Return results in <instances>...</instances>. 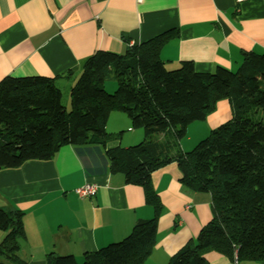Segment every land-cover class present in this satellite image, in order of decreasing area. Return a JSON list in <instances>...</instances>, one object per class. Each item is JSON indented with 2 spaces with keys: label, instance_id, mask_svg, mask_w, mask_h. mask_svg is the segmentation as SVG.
<instances>
[{
  "label": "trees",
  "instance_id": "1",
  "mask_svg": "<svg viewBox=\"0 0 264 264\" xmlns=\"http://www.w3.org/2000/svg\"><path fill=\"white\" fill-rule=\"evenodd\" d=\"M177 30L141 44L128 43L122 54L96 51L80 63L69 88L70 110L61 104L55 79L41 76L0 81V170L27 161L51 159L64 146H101L119 142L105 131L111 113L126 115L148 140L106 150L110 168L125 183L144 190L150 219L138 220L121 241L83 255L81 264H143L156 242L162 207L150 175L169 164L180 183L210 196L212 218L167 264H208L207 252L236 262H264V53L242 52L236 73L216 67L197 73L190 62L167 70L161 48ZM127 42V41H126ZM74 70L64 77H71ZM106 81L116 89L104 91ZM227 100L230 119L209 132L188 152L179 147L188 125L204 121L219 101ZM23 213L0 208V264H25L19 256L25 239ZM46 264H77L71 255L48 254Z\"/></svg>",
  "mask_w": 264,
  "mask_h": 264
},
{
  "label": "crops",
  "instance_id": "2",
  "mask_svg": "<svg viewBox=\"0 0 264 264\" xmlns=\"http://www.w3.org/2000/svg\"><path fill=\"white\" fill-rule=\"evenodd\" d=\"M173 30L178 34L159 53L165 69L190 62L197 73L220 67L234 74L242 52L264 53V0H0V81L41 76L69 91L80 63L96 51L122 54L126 43ZM259 115L264 120V110ZM113 117L128 127V118ZM230 117L229 102L219 101L204 121L188 125L186 135L194 136V145ZM142 139L131 131L122 148ZM116 144L64 146L49 160L0 170V208L23 213L19 256L25 264H46L50 253L81 262L84 254L123 240L136 221L152 218L143 188L110 168L106 150ZM84 184L97 191L78 198L74 190ZM150 185L162 210L143 264H167L212 218L210 196L182 185L175 164L154 171ZM204 258L208 264H264L216 252Z\"/></svg>",
  "mask_w": 264,
  "mask_h": 264
},
{
  "label": "rangeland",
  "instance_id": "3",
  "mask_svg": "<svg viewBox=\"0 0 264 264\" xmlns=\"http://www.w3.org/2000/svg\"><path fill=\"white\" fill-rule=\"evenodd\" d=\"M115 89H116V83L115 82H113V81H106L105 82L104 91L106 93L111 94V93H113V91ZM60 91L62 93L61 104H62V106L64 107V109L66 111H69L70 110L69 91L67 89H64V88H62ZM113 116H121V118H125L123 120H126L127 117L123 113H119V112L118 113H114V115H110L108 117V120H107V122L105 124L106 133H110V134H120L121 133L120 141H119L120 147H124V145H126L125 142L122 141V137L125 134H129V132H131V131H133V132H135L137 134H141V137L143 139L140 140V142H137L135 144H130L129 146H133V145H136L138 143L146 142L148 140H160V139H162L163 134H161L159 132L154 133L150 138L146 139L144 137V135H143L142 129L131 127L130 122H129L128 119H127L128 120L127 122H129V125H128L129 129H128V127H123V125L120 123L119 119H115V117H113ZM194 139H195L194 136L190 135V139H189L188 135H186V137H184L182 140H180L179 147H181L180 144H184L183 147L188 149L185 152L191 151L197 145V143H199L201 141L200 140L196 144L193 145L192 142L194 141ZM1 239H2V233L0 232V241H1ZM81 262H78L77 264H81Z\"/></svg>",
  "mask_w": 264,
  "mask_h": 264
},
{
  "label": "built area",
  "instance_id": "4",
  "mask_svg": "<svg viewBox=\"0 0 264 264\" xmlns=\"http://www.w3.org/2000/svg\"><path fill=\"white\" fill-rule=\"evenodd\" d=\"M96 191H97V186L84 184V185L76 188L74 190V194L78 198H82L83 199V198H88V197L94 195Z\"/></svg>",
  "mask_w": 264,
  "mask_h": 264
}]
</instances>
